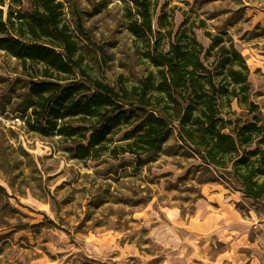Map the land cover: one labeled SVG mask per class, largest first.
Listing matches in <instances>:
<instances>
[{
  "label": "rangeland",
  "instance_id": "rangeland-1",
  "mask_svg": "<svg viewBox=\"0 0 264 264\" xmlns=\"http://www.w3.org/2000/svg\"><path fill=\"white\" fill-rule=\"evenodd\" d=\"M62 2L66 17L81 22L80 52L92 74L129 85L152 69L145 43L127 27L131 3ZM163 10L174 29L187 16L205 47L206 31L232 39L264 122V0H157L154 28ZM26 80L0 50V264H264V195L244 196L173 129L140 165L129 153L71 158L59 136L26 127ZM229 110L246 116L235 101ZM204 206L212 210L206 220Z\"/></svg>",
  "mask_w": 264,
  "mask_h": 264
},
{
  "label": "trees",
  "instance_id": "trees-1",
  "mask_svg": "<svg viewBox=\"0 0 264 264\" xmlns=\"http://www.w3.org/2000/svg\"><path fill=\"white\" fill-rule=\"evenodd\" d=\"M126 1L128 30L145 43L152 66L129 85L109 84L89 71L80 52L81 22L66 17L62 0H0V50L27 76L21 111L30 107L28 130L59 136L71 158L129 153L140 165L173 129L203 163L226 171L244 196L260 200L264 122L232 39L206 31L205 47L187 16L174 29L172 13L160 11L154 28L157 0ZM232 101L245 117H229Z\"/></svg>",
  "mask_w": 264,
  "mask_h": 264
},
{
  "label": "crops",
  "instance_id": "crops-1",
  "mask_svg": "<svg viewBox=\"0 0 264 264\" xmlns=\"http://www.w3.org/2000/svg\"><path fill=\"white\" fill-rule=\"evenodd\" d=\"M220 185H221V184L218 183L217 188H218L219 190L222 189V188H224V187L219 188ZM205 208H206V207L204 206V209H205ZM209 211H210V210H209L208 207L204 210V220H206ZM210 212H212V210H211ZM217 213H218V216H217V221H216V223H218V222L220 221L221 217H223V213H222V212L217 211ZM220 216H221V217H220ZM228 224H231V225H233V226H240V227H241L243 224H245V222H243V221H236V220H230V221L228 222ZM216 225H217V224H216ZM212 229H213V226H212L210 229H208V227H206V228L204 229V239H206V237L209 236L210 233H212V231H211ZM209 231H210V232H209ZM204 257H205V255H204Z\"/></svg>",
  "mask_w": 264,
  "mask_h": 264
}]
</instances>
